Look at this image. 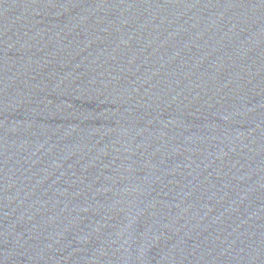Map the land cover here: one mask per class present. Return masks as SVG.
<instances>
[{"label": "water", "instance_id": "water-1", "mask_svg": "<svg viewBox=\"0 0 264 264\" xmlns=\"http://www.w3.org/2000/svg\"><path fill=\"white\" fill-rule=\"evenodd\" d=\"M0 264H264V0H0Z\"/></svg>", "mask_w": 264, "mask_h": 264}]
</instances>
